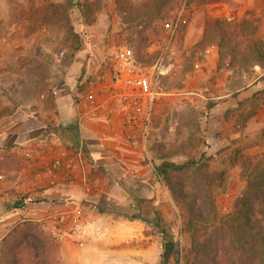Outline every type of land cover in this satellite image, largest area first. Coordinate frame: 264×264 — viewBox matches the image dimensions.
Segmentation results:
<instances>
[{"label": "rangeland", "instance_id": "obj_1", "mask_svg": "<svg viewBox=\"0 0 264 264\" xmlns=\"http://www.w3.org/2000/svg\"><path fill=\"white\" fill-rule=\"evenodd\" d=\"M120 46L146 72L162 71L144 145L118 116L83 106L90 83L113 75ZM83 114L119 121L127 149L115 159L144 165L131 175L106 169L69 133ZM63 152L81 153L88 196L99 202L57 209H77L103 230L90 242L58 237L53 206L40 203L47 188L79 196V163L71 186L44 175ZM161 158L194 162L171 177L174 191L154 174ZM262 173L264 0H0V219L11 218L0 264H159L165 238L177 243L169 264H261L259 247L255 257L244 253L239 199ZM26 199L45 206L37 219L16 215ZM197 244L208 255L202 263Z\"/></svg>", "mask_w": 264, "mask_h": 264}, {"label": "built area", "instance_id": "obj_2", "mask_svg": "<svg viewBox=\"0 0 264 264\" xmlns=\"http://www.w3.org/2000/svg\"><path fill=\"white\" fill-rule=\"evenodd\" d=\"M233 17L231 15L228 18ZM177 19L179 23L186 22V19L181 18L180 15ZM113 70V75L107 79L97 77L90 83L84 94L83 106L87 108L88 114L106 110L107 115L118 116L125 135L144 145L151 131L153 105L161 94L159 75L162 71L157 68L151 73L146 72L137 61L132 49L127 46H120L117 49ZM80 160V152L75 158H69L68 154L63 152L60 157L52 160L44 175L50 183L64 181L73 185L75 179L72 176V167ZM48 218L54 220L53 229L58 237L76 238L80 241L88 238L89 222L79 210L68 211L56 208L50 211Z\"/></svg>", "mask_w": 264, "mask_h": 264}, {"label": "crops", "instance_id": "obj_3", "mask_svg": "<svg viewBox=\"0 0 264 264\" xmlns=\"http://www.w3.org/2000/svg\"><path fill=\"white\" fill-rule=\"evenodd\" d=\"M100 111V110H99ZM98 111V112H99ZM100 112L104 113V110H101ZM106 112V111H105ZM101 113V114H103ZM107 114V113H104ZM103 114V115H104ZM86 114H83V119L80 120L78 123V132L80 136L82 135L85 142L88 143V146L90 149L95 150L96 152H99L100 156L98 160H101L100 162L104 165H106V169L112 171L116 169V167H122L125 170H128V174H132L130 171V168H137L144 165L142 164L141 161H121L115 159V156L118 154L119 158L122 156V153H125L127 149V144L125 142V136L124 134L120 131V127L118 122L120 121H115L114 118H109L108 120L101 121V120H94L91 118H86ZM132 139V138H131ZM136 142V141H135ZM120 154H119V153ZM116 154V155H115ZM79 165L82 167V173H81V181L79 184L82 186V188L79 191V196L76 195L74 197L69 196L63 189H57V190H50L47 188L46 190H41L38 191L39 194H42L44 197H46V200L41 201L40 203L48 204L53 206L52 209L56 208H69L72 205H75V201L81 202L82 200H88V198H91L92 202H99V197L96 195H89L88 196V189L89 186L87 185L85 178H86V168L84 161L81 159L80 162H78ZM111 168V169H110ZM130 172V173H129ZM136 178V174H134ZM76 184V181L75 183ZM71 186V185H69ZM33 188V187H32ZM31 188V189H32ZM29 199H26L25 201V206L22 210H19L16 215L17 216H31L35 219L39 217V213L42 212V208H45L44 205L40 206H33L32 203L29 204ZM87 203V201H85ZM59 206V207H58ZM67 206V207H66ZM50 207V206H49ZM66 210V209H62ZM72 210V208H71ZM6 215H8V212H5ZM1 217V216H0ZM9 217L6 218H1L0 219V234L4 233L7 231L8 224L10 222ZM89 222V221H88ZM88 238L85 240L86 242L93 241L99 236L100 234L104 233L101 228H94L97 227L95 224H91L90 222L88 223ZM106 229V228H105ZM108 230V227H107ZM91 236V237H90ZM90 238V239H89ZM84 242V241H83Z\"/></svg>", "mask_w": 264, "mask_h": 264}, {"label": "trees", "instance_id": "obj_4", "mask_svg": "<svg viewBox=\"0 0 264 264\" xmlns=\"http://www.w3.org/2000/svg\"><path fill=\"white\" fill-rule=\"evenodd\" d=\"M77 123L75 125H72L71 130L69 129V133L71 132V136L74 139L79 138V132L77 128ZM194 163L193 161H185L182 163H176L172 160L161 158L160 162L156 165H154V174L161 178L165 183L169 186V188L174 191V183L172 181V176L175 174H179L181 171L187 169ZM259 176V180H257ZM257 177L254 176L250 179V186L254 188V191L250 193L248 191L242 198L239 199V204H243L245 206V211H243L244 215V225L242 226L240 238H242L244 242V253L248 254L249 258L255 257V253L253 249L256 247H259V259L258 262L261 264H264V224H260V228L257 225L258 219H256V209L254 206V203L257 202L258 205L264 204V173L257 175ZM260 205V206H261ZM262 207V206H261ZM259 211H262L260 209ZM258 212V211H257ZM262 216H264V210L262 211ZM131 218L142 220L141 217L131 216ZM165 232V231H163ZM177 252V243L170 239L165 238L161 244V253H160V263L159 264H169L171 257ZM205 251L203 250V247L199 246L197 244L195 246V256L197 258H201L205 261V258L208 257V255H202ZM177 259V258H176ZM206 259V264H207ZM178 261V260H177ZM248 261V258H247ZM250 262V261H249ZM213 264H216L215 261H213Z\"/></svg>", "mask_w": 264, "mask_h": 264}]
</instances>
